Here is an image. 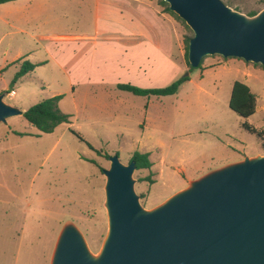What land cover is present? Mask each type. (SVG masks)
I'll return each mask as SVG.
<instances>
[{
  "label": "rangeland",
  "instance_id": "obj_1",
  "mask_svg": "<svg viewBox=\"0 0 264 264\" xmlns=\"http://www.w3.org/2000/svg\"><path fill=\"white\" fill-rule=\"evenodd\" d=\"M139 1L147 12L131 7L132 23L150 30L147 40L151 27L160 30L167 60L143 42L135 56L120 55L113 40H104L119 26L114 10L128 16L127 4L116 0H19L23 18L0 21L3 100L22 112L61 94L56 106L68 115L49 133L37 132L21 113L0 122V264H48L67 221L96 253L106 230L102 186L109 155L127 163L135 150L149 153L150 169H134L132 178L135 193L143 194L139 203L150 208L210 170L264 154L259 138L242 126L247 122L264 132V64L213 54L188 68L184 39L190 29L164 1ZM220 1L243 14L263 5ZM122 15L118 19L128 24ZM45 34L66 37L40 39ZM19 57L47 64L9 86L17 70L10 63ZM184 74L188 78L166 96H137L115 87L118 82L161 87ZM234 80L246 84L255 98L254 112L245 118L227 105ZM9 89L13 97L6 95ZM148 174L152 183L141 179Z\"/></svg>",
  "mask_w": 264,
  "mask_h": 264
},
{
  "label": "water",
  "instance_id": "obj_2",
  "mask_svg": "<svg viewBox=\"0 0 264 264\" xmlns=\"http://www.w3.org/2000/svg\"><path fill=\"white\" fill-rule=\"evenodd\" d=\"M190 29L186 60L206 55L264 64V5L243 14L220 0H162ZM0 122L21 110L3 100ZM106 230L96 253L63 223L48 264H264V154L243 156L187 181L150 208L134 191V162L107 157Z\"/></svg>",
  "mask_w": 264,
  "mask_h": 264
},
{
  "label": "trees",
  "instance_id": "obj_3",
  "mask_svg": "<svg viewBox=\"0 0 264 264\" xmlns=\"http://www.w3.org/2000/svg\"><path fill=\"white\" fill-rule=\"evenodd\" d=\"M10 1V0H0L1 2ZM264 5V0H260ZM160 2L164 3L162 0ZM165 4V3H164ZM262 5V6H263ZM168 10L167 7H165ZM258 10V9H257ZM248 10L246 13L248 15L254 14L256 11ZM189 37H185V57H186V46L187 40ZM202 59V58H201ZM200 59V61H201ZM200 61L198 65L200 64ZM188 68H191L186 60ZM198 65L196 67H198ZM35 65L30 63L27 60L20 61L17 70L14 72L11 80L8 85L12 86L14 82L32 70ZM193 68V67H192ZM187 74L180 75L176 79L172 80L165 86L161 87H139L130 83H116L115 87L118 90L130 92L133 95L137 96H166L174 94L177 90L178 85L186 80ZM9 91V90H8ZM6 91L5 93H7ZM61 94H55L46 98H42L38 102L28 106L21 112L23 118L36 129L39 133H49L53 130V128L62 123L66 122L68 115L61 113L56 106L57 101L60 99ZM228 107L235 112L240 117H247L254 112L255 106V98L253 93L249 90L248 86L241 81L234 80L231 84L228 101ZM243 128L250 133L255 134L260 140V146L264 149V132L261 130H256L252 126H250L247 122L242 124ZM16 135H22L25 133L13 131ZM132 160L134 162V169H150L151 161L148 158V152L146 151H138L135 150L131 153L128 161ZM142 180L147 181L148 183H152L153 180L150 178L149 174L142 177ZM139 197H143V194H138Z\"/></svg>",
  "mask_w": 264,
  "mask_h": 264
},
{
  "label": "crops",
  "instance_id": "obj_4",
  "mask_svg": "<svg viewBox=\"0 0 264 264\" xmlns=\"http://www.w3.org/2000/svg\"><path fill=\"white\" fill-rule=\"evenodd\" d=\"M101 1L107 2L110 0H100V2ZM116 1L119 4H123V3L127 4L129 12H126V14L128 16L122 15L121 14L122 12L120 10H117L118 13H115V10H114L113 14H117V15H115V16L111 15V16L113 18H115L116 21H118L119 26L117 28L113 29L111 33L104 35V40H113L115 42L114 44L115 45L117 44V47L116 46H113V47H116L115 49L118 51V53L120 55L127 54V52H128V53L135 54V56H136V53L138 51L136 49L137 44L143 42V44H141V45H143L144 47H147V49H150V51H151V49L156 50L157 53L161 54L162 59L165 58L167 60L168 55H167V52L164 51L165 47L163 48L164 44H162V40L160 39V30L157 31L154 27H151L153 35H152V38L150 40H147L149 37L147 32H149L150 30L149 29H143L141 25H138L136 20H134V22L132 23V19L129 16L131 7L132 8L134 7L135 9L139 10L141 13L146 14L147 6L145 4H143L142 1H139V0H116ZM17 2H19V0H10V1H5V2L0 3V21H3V22H5V24H8L9 19H11L12 21H15L17 23L21 18H23L25 9L22 5H20ZM97 2H98V0H97ZM120 15H122V17H128L129 23L124 24V23L120 22V21H122V20L118 19L120 17ZM139 15H140V13H139ZM122 19H124V18H122ZM9 25L13 28L16 27V25L13 23H9ZM0 33H1L0 37H2L4 32L1 31ZM64 37H66V36H64V35H52V34L46 35L45 34V35H41L40 39L50 40L51 38H64ZM145 59H147V56H145ZM22 60H24V59L22 57H19V58L15 59L13 62H11L10 64H14L18 68L19 63ZM33 64L35 66L45 65V64H47V60H37ZM145 66H148V65L146 64ZM137 69L141 70V72H144V65L141 66V65L137 64ZM89 77H91V76H86V78H89ZM118 83H125V82H118ZM11 90L12 89H9V91H11ZM8 92L6 93V95H8V97H13L14 91H13L12 95H9ZM141 152H143V151H141ZM148 158H149V153H148Z\"/></svg>",
  "mask_w": 264,
  "mask_h": 264
},
{
  "label": "built area",
  "instance_id": "obj_5",
  "mask_svg": "<svg viewBox=\"0 0 264 264\" xmlns=\"http://www.w3.org/2000/svg\"><path fill=\"white\" fill-rule=\"evenodd\" d=\"M8 94H9V95H12V94H13V91H12V90H11V91H9V92H8Z\"/></svg>",
  "mask_w": 264,
  "mask_h": 264
}]
</instances>
